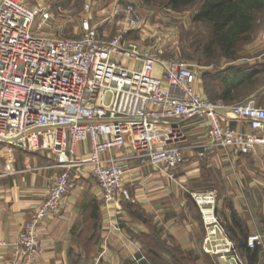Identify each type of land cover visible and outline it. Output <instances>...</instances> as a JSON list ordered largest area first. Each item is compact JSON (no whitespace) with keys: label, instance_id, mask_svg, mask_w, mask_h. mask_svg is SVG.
Instances as JSON below:
<instances>
[{"label":"built area","instance_id":"built-area-1","mask_svg":"<svg viewBox=\"0 0 264 264\" xmlns=\"http://www.w3.org/2000/svg\"><path fill=\"white\" fill-rule=\"evenodd\" d=\"M42 2L0 0V141L27 150L50 149L60 167L42 204L21 224L12 264H36L41 253L37 226L57 213L72 185L71 168L83 162L91 164L101 190L108 230H119L114 205L129 192L122 183L123 168L106 153L128 146L140 161L165 172L184 160L179 146L155 144L154 124L201 117L207 120L208 145L241 154L264 148V107L253 100L214 102L196 90L193 63L132 35L139 21L132 1L112 8L108 18L112 24L118 21L108 38L102 29L106 19L92 23L86 16L91 0L84 4L77 36L41 32L52 17ZM216 105L229 106L235 117L217 113ZM240 118L248 131L231 125ZM79 142L89 143L86 158H74ZM192 197L205 228L203 250L230 264H247L218 220L215 193L193 192ZM246 244L258 246L264 257V231L249 233Z\"/></svg>","mask_w":264,"mask_h":264},{"label":"crops","instance_id":"crops-1","mask_svg":"<svg viewBox=\"0 0 264 264\" xmlns=\"http://www.w3.org/2000/svg\"><path fill=\"white\" fill-rule=\"evenodd\" d=\"M117 1L91 0L92 7L86 16L92 23L106 19L108 28L112 25L108 16ZM123 61L131 63L126 58ZM229 64L264 65V29L241 48L236 59L221 57L215 68L198 65L203 70H195V89L203 91L204 70L216 71ZM255 78L243 101L253 100L255 105L264 107V70ZM230 123L249 130L244 119H232ZM207 128V120L201 117L172 119L152 126L157 146L177 145L184 156L170 172L140 161L128 146L106 153L123 168L122 183L129 192L128 203L136 206L148 222L135 217L122 198L114 205L120 229L108 230L101 190L92 175L91 164L73 166L72 185L59 210L37 226L41 253L36 264H137L134 257L141 258L142 264H151V252L169 259L166 246L192 250L198 255L196 264H206V257L215 255L202 248L205 228L193 192L215 193L216 215L234 243L226 228L232 224L231 211L247 235L264 231V202L258 201L264 199V148L241 154L208 145ZM88 152L89 143L82 142L74 158H86ZM59 172L57 155L50 149L27 150L0 141V264H12V245L21 224L42 204ZM258 264H264L261 255Z\"/></svg>","mask_w":264,"mask_h":264},{"label":"trees","instance_id":"trees-1","mask_svg":"<svg viewBox=\"0 0 264 264\" xmlns=\"http://www.w3.org/2000/svg\"><path fill=\"white\" fill-rule=\"evenodd\" d=\"M152 2L156 0H143ZM164 5L177 10L196 4L192 14L194 22L207 25V31L201 35L198 44L199 56L203 64L217 65L221 57L234 60L238 57L241 45L250 41L256 28V15L264 11V0H162ZM201 58L197 60L201 62ZM261 67L229 64L218 70H204L201 74L202 86L209 99L223 104L242 103L245 92L256 81L255 76ZM137 218L148 219L136 206L123 201ZM95 216V214H93ZM232 224L226 228L235 240L240 252L246 257L247 264H258L259 247L250 248L246 244L247 230L231 211ZM235 226V229L233 228ZM169 259L160 258L151 252V264H196L197 253L178 246H166ZM208 258V256H207ZM143 263H145L143 261ZM137 264H142V260Z\"/></svg>","mask_w":264,"mask_h":264},{"label":"rangeland","instance_id":"rangeland-1","mask_svg":"<svg viewBox=\"0 0 264 264\" xmlns=\"http://www.w3.org/2000/svg\"><path fill=\"white\" fill-rule=\"evenodd\" d=\"M88 1L89 0H43L42 3L50 8L52 17L40 31L64 37L77 36L80 31L81 17L86 14L84 4ZM125 1L126 0H118L117 6L123 4ZM130 1L136 5L139 13L137 27L132 31V35L135 38L145 40L146 43L150 41L156 42L158 45L164 47L167 55L186 59L194 64V70H203L198 66L205 62V60L199 56L198 44L201 35L207 31V25L192 20V14L196 4L174 10L165 6L162 0L152 2H144L142 0ZM105 14L108 13L106 12ZM256 18V28L252 39L255 37L256 33L264 29V11L257 13ZM37 20L38 18L35 19V21ZM117 21V19H114V24L108 28H102L106 32V38L114 34L115 23ZM252 39L250 41H252ZM250 41L242 44L241 47L243 48ZM198 58H201V62L197 60ZM208 65H211V68H215L212 64ZM201 93L210 98L204 89ZM80 143L82 142H79L77 146H79ZM258 201L260 204L262 201L264 202V199H258ZM259 255H261L260 252ZM216 257L217 256L206 257V264H229L228 261L223 259L220 260Z\"/></svg>","mask_w":264,"mask_h":264},{"label":"water","instance_id":"water-1","mask_svg":"<svg viewBox=\"0 0 264 264\" xmlns=\"http://www.w3.org/2000/svg\"><path fill=\"white\" fill-rule=\"evenodd\" d=\"M214 111L229 118L235 117L229 106L216 105Z\"/></svg>","mask_w":264,"mask_h":264}]
</instances>
